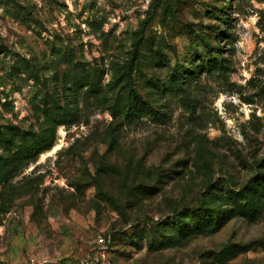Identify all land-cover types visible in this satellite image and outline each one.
<instances>
[{
	"label": "rangeland",
	"instance_id": "374dc122",
	"mask_svg": "<svg viewBox=\"0 0 264 264\" xmlns=\"http://www.w3.org/2000/svg\"><path fill=\"white\" fill-rule=\"evenodd\" d=\"M0 264H264V0H0Z\"/></svg>",
	"mask_w": 264,
	"mask_h": 264
},
{
	"label": "trees",
	"instance_id": "16d2710c",
	"mask_svg": "<svg viewBox=\"0 0 264 264\" xmlns=\"http://www.w3.org/2000/svg\"><path fill=\"white\" fill-rule=\"evenodd\" d=\"M213 61H214L213 65H216L220 68L222 67L221 59L214 58ZM75 118L76 116L74 115L71 116L70 122L76 120ZM54 140H55V134L53 127L47 136L41 137L39 140H33L30 143H24V145L18 148L4 162V176L13 175L14 173H17L23 168H26L30 162L35 161L37 159L39 154L49 150L53 145ZM188 213H190L192 217H196V221H198L199 218H201L200 221L206 219V221H209L208 222L209 224H211L212 222L215 223L219 216V215L217 216L218 214L217 209L202 208V207H196L195 209H190ZM212 219H214V221ZM195 226L198 227L199 226L198 223H196Z\"/></svg>",
	"mask_w": 264,
	"mask_h": 264
},
{
	"label": "bare ground",
	"instance_id": "6f19581e",
	"mask_svg": "<svg viewBox=\"0 0 264 264\" xmlns=\"http://www.w3.org/2000/svg\"><path fill=\"white\" fill-rule=\"evenodd\" d=\"M57 147H55L54 149H56Z\"/></svg>",
	"mask_w": 264,
	"mask_h": 264
},
{
	"label": "built area",
	"instance_id": "2783aa9c",
	"mask_svg": "<svg viewBox=\"0 0 264 264\" xmlns=\"http://www.w3.org/2000/svg\"><path fill=\"white\" fill-rule=\"evenodd\" d=\"M103 239H101V241H102Z\"/></svg>",
	"mask_w": 264,
	"mask_h": 264
}]
</instances>
